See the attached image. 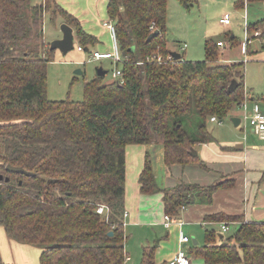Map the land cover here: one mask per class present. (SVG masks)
Listing matches in <instances>:
<instances>
[{
  "label": "trees",
  "instance_id": "trees-1",
  "mask_svg": "<svg viewBox=\"0 0 264 264\" xmlns=\"http://www.w3.org/2000/svg\"><path fill=\"white\" fill-rule=\"evenodd\" d=\"M180 1L186 9L196 4ZM263 2L248 0V9ZM167 3L107 0L124 60L122 79L104 84L96 76L84 83L82 101H52L48 66L56 50L44 40L45 14L73 28L80 47H96L97 38L56 0H0V226L10 240L40 247V264H125L126 148H161L167 170L192 163L205 168L190 152L215 142L210 119L222 122L244 100L245 64L220 63L214 41H206L204 61L167 60ZM236 7L242 9L244 0ZM153 54L165 60L147 62ZM234 80L238 88L228 94ZM8 165L34 176L9 173ZM138 183L141 194L162 193L170 216L210 204L227 186L182 181L160 189L149 153ZM100 205L110 209L108 218L97 213ZM212 220L241 225L230 236L206 232L204 247L194 251L204 264H264V223L206 218ZM0 264H7L1 254ZM140 264H156L154 248L143 250Z\"/></svg>",
  "mask_w": 264,
  "mask_h": 264
},
{
  "label": "crops",
  "instance_id": "crops-1",
  "mask_svg": "<svg viewBox=\"0 0 264 264\" xmlns=\"http://www.w3.org/2000/svg\"><path fill=\"white\" fill-rule=\"evenodd\" d=\"M78 1L79 0H76V4ZM56 2L66 12L77 17L87 33L97 38L98 43L96 47H94L95 49L99 48V50H104L107 48L102 36L109 31L103 27L104 22L102 21L100 23V27H102L107 33L104 32L103 34H100L95 31V28H91V21H89V17H100L102 12L107 14V0H82L77 6L75 3H70L67 0H56ZM196 3H198L197 0ZM236 3L237 0H235V5ZM236 9L240 12L243 10V8L238 9L237 7ZM248 15H252L255 18L249 22L250 24L258 25L259 28L257 27V29H260L263 32V36L261 39L254 40L248 48L249 62L245 64L244 67V88L247 92L248 98L255 100L259 104L261 113L264 115V2L249 7ZM63 24L66 23L63 22ZM230 36L234 38V43L228 41L230 45L226 44L225 47L219 48L223 50L224 54L221 62L242 63L243 61L240 56L236 57L230 52L235 44L238 45L236 37L233 34ZM74 42L75 50L78 47L76 46L78 40L75 32ZM218 42H222V40H218L215 43ZM242 43L239 44L241 55H243ZM167 48L170 51V54L171 52L178 53L177 51L169 49L168 45ZM94 52L100 51L95 50ZM96 76L98 77L97 72ZM248 131V135L245 138L246 141H237L238 144L234 147L230 146V144L233 143H228L226 145L219 143L217 140L213 143L199 145L198 147L201 149H196V151L198 152L200 160L205 163V168H202L195 163L187 166L174 165L168 170L165 168L167 175L163 178L162 184L160 186L158 185L160 189L164 187H174L182 181L198 184L204 187L220 183L227 184L226 187H223L214 193L210 204H194L184 207V209H180L179 215L177 216L169 215L174 219V222L168 228L165 226L164 218L166 214L164 211L162 193H156L154 195L141 194L138 183L139 175L143 169L146 153L149 152V148L153 147L154 149H160L162 154L163 150L161 148H155L154 146L129 145L126 148V158L129 149H138V158L136 159V165L131 169L130 174L126 166L125 213L127 214V217H124V222L126 219L127 225L133 226L138 224L142 213L140 206L143 204L144 198H150L153 196L158 197L163 216L158 218L156 220L157 222L152 223L151 225L155 227L162 226L171 234L170 238H168L167 234L161 242L164 244L167 239L166 242H171L172 247L174 248V251L167 256L168 261L173 259L181 248L179 242L180 232H183L188 236L184 229L189 227H200V229H205V234L208 231L221 232L220 226L226 221L221 222L212 220L211 222H207L206 218L208 217L222 215L225 217H239L243 223H264V140L261 139L253 129L248 128ZM255 137L259 139V144L256 143ZM240 144L244 146L242 150L237 149V146ZM226 223H229V226L236 224L240 227L241 225L240 222ZM191 240L193 241L194 246L199 245V239L193 237L192 239L190 238V242L183 248L191 259L192 264H194V262L204 264L203 259L194 255V251L187 252ZM34 248V246L20 244L16 241L10 240L6 233L0 234V254L2 260L7 264H40L39 259L41 250ZM164 251L165 249H162L161 253L155 254L156 264H161V262H164V264L168 263V261L165 262V260H163L164 255L162 254ZM190 254L194 257L192 258ZM127 261L130 262L129 256H127L126 262Z\"/></svg>",
  "mask_w": 264,
  "mask_h": 264
},
{
  "label": "rangeland",
  "instance_id": "rangeland-1",
  "mask_svg": "<svg viewBox=\"0 0 264 264\" xmlns=\"http://www.w3.org/2000/svg\"><path fill=\"white\" fill-rule=\"evenodd\" d=\"M40 2L41 0H35ZM70 3H75L76 0H67ZM82 0H79L77 4H80ZM198 3L193 4L190 9H186L180 0H168L167 3V40L168 47L172 51H177L182 55L185 61L201 62L205 60V43L208 40L214 42L222 40V42L229 44L228 36L234 35L236 42L232 47V54L236 57L242 58L240 45L244 41V24L243 15L236 9L235 0H197ZM93 3V1H92ZM76 4V6H77ZM228 14L231 18V25L223 26L220 23V19L224 15ZM255 18L249 15V21L251 22ZM91 28H95V31L103 34L107 33L100 23L107 22L108 17L106 13H101L100 17H89ZM62 19L59 17L55 21H52L50 16L45 14L44 16V40L46 43H52L55 40L62 38L61 25ZM109 34V32L107 33ZM103 35L106 49L99 50L94 47H89V52L79 53L77 49L69 52L67 55H62L59 51L54 53V60L48 66V98L52 101H63L70 99L72 101H82L84 83L91 81L95 78L98 68H102L107 71L104 77V84H109L117 81L112 74L117 69V64L112 60L106 59L101 61H95L92 59L94 51H110L112 49V39L110 34ZM61 37V38H60ZM186 45L185 50L183 49ZM230 45V44H229ZM78 46V44L76 45ZM219 48V47H218ZM220 63L224 57L223 50L219 49ZM249 62V61H248ZM246 62V64L248 63ZM82 71V74H76V71ZM119 80V79H118ZM241 116V112L238 108H234L229 115L223 119L221 124L209 122L208 127L213 137L223 144L233 143L230 146L234 147L238 144L237 141H246L248 135V128L243 130L244 123L238 127H235L231 121L232 117ZM241 118V117H240ZM255 141L259 144V139L255 137ZM248 146V145H247ZM197 150L201 148L197 146ZM133 150V151H132ZM138 149H129L127 152V168L129 174L131 169L136 165V159L138 158ZM151 156L152 166L156 175L157 184H162L163 178L167 175L165 166L163 163V154L160 149L149 148L147 152ZM141 219L136 225H127L125 219V250L127 256L130 257V262L125 264H140L143 256V250L145 248H154L155 254L161 253L162 249H165L162 255L163 260L168 261L167 256L174 251L171 242L162 244V240L168 234V238L171 237L170 232L165 230L162 226H153L152 223L163 216V211L158 201V197L144 198L143 204H141ZM209 228V227H208ZM219 228V227H218ZM239 226L233 224L230 226L228 232L225 235L230 236L237 232ZM185 233L192 239L196 237L199 239V245L197 247L202 248L205 245V229L200 227H189L184 229ZM0 234H5L3 226H0ZM12 242V241H10ZM34 249L41 250L40 247L34 246ZM187 252L195 251L196 247L193 245V241L189 244ZM193 258L194 256L190 254ZM170 261V260H169ZM168 261V262H169ZM164 264V262H161ZM194 264H200L194 262Z\"/></svg>",
  "mask_w": 264,
  "mask_h": 264
},
{
  "label": "built area",
  "instance_id": "built-area-1",
  "mask_svg": "<svg viewBox=\"0 0 264 264\" xmlns=\"http://www.w3.org/2000/svg\"><path fill=\"white\" fill-rule=\"evenodd\" d=\"M244 15H243V24H244V41L242 43V54L244 56L243 63L246 64V62L249 61L248 56V48L252 44L254 40L261 39L263 36V32L260 29H252L251 24L249 22V15H248V0H244V7H243ZM221 24L225 26H229L231 24V18L229 15H225L221 20ZM103 27L106 28L111 36L112 39V50L109 52H94L92 54V59L95 61H101V60H112L114 63L117 64V69L113 72L112 76L115 79H122V70L121 66L123 65V57L120 53L118 41H117V34H116V28L112 21L104 22ZM151 30H154V25L151 26ZM217 46L219 48L225 47L224 42H218ZM186 46L183 48L185 50ZM77 51L80 53L84 52V48L78 46ZM223 52V51H222ZM165 59L159 55V54H153L152 56H149L146 58L147 62L156 61V62H162ZM168 61H175L171 54H169ZM238 109L241 112V124L244 123L243 130L246 131V128L249 127L253 129V131L264 140V115L261 113L260 106L255 100H251L248 98L247 92L245 90V96L244 100L240 103L238 106ZM210 122L212 123H219L221 124V121H219L217 118L213 117L210 119ZM181 209H184L181 208ZM97 213L100 215H105L106 218L109 217L110 209L105 205L98 206ZM124 217H127V214L125 213ZM165 226L168 228L171 226V224L174 222V219L171 218L169 215L165 216ZM125 226V222H124ZM221 232L226 233L229 231L230 226L229 224L223 223L221 224ZM179 242L181 245L180 250L177 252L175 257L171 259L168 264H192L191 259L188 257L185 249L183 248L190 242V238L186 236L183 232H180L179 235Z\"/></svg>",
  "mask_w": 264,
  "mask_h": 264
},
{
  "label": "water",
  "instance_id": "water-1",
  "mask_svg": "<svg viewBox=\"0 0 264 264\" xmlns=\"http://www.w3.org/2000/svg\"><path fill=\"white\" fill-rule=\"evenodd\" d=\"M60 29H61V32H62V38L53 41L50 44V49L52 51H54V50L60 51L63 55H67L69 52L73 51L74 48H75L74 30H73V28H71L67 24H62ZM158 34H159L158 31L153 32L148 37L147 41L150 42L154 37L158 36ZM132 50H134V48ZM85 52H89V48H85ZM171 55H172V57L174 58L175 61H179V60L182 59L181 54H178L176 52H171ZM76 74H82V71L78 70V71H76ZM106 74H107V71L103 70L102 68H98L97 69L98 77H102L103 78V77L106 76ZM237 88H238V83H237V81L234 80L230 84V86H229V88L227 90V93L231 94V93L235 92ZM231 121H232V123L234 124L235 127H238L241 124L240 117H232ZM243 148H244V146L241 145V144L239 146H237V149L242 150ZM190 155L192 157H197L198 156V152L196 150H192L190 152ZM6 170L9 173L22 174V175H25V176H34L33 173L28 172V171L24 170L21 167H14V166L8 165ZM0 179L2 180L3 177H1ZM6 181H8V179ZM42 181H44L46 183H51L53 180L48 179L46 177H42ZM109 236H113V233H109Z\"/></svg>",
  "mask_w": 264,
  "mask_h": 264
}]
</instances>
